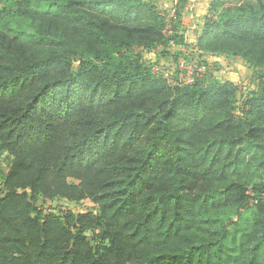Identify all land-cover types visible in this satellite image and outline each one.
Segmentation results:
<instances>
[{"label":"trees","instance_id":"obj_1","mask_svg":"<svg viewBox=\"0 0 264 264\" xmlns=\"http://www.w3.org/2000/svg\"><path fill=\"white\" fill-rule=\"evenodd\" d=\"M185 6L0 0V264H264V88L239 97L202 61L262 79L264 0H212L192 46Z\"/></svg>","mask_w":264,"mask_h":264},{"label":"rangeland","instance_id":"obj_2","mask_svg":"<svg viewBox=\"0 0 264 264\" xmlns=\"http://www.w3.org/2000/svg\"><path fill=\"white\" fill-rule=\"evenodd\" d=\"M158 9L168 13L169 17H172L174 13V7L171 8V6H159ZM194 12V5L190 2V0H186V6L184 8L181 21L183 39L189 46L194 45V39L197 36L196 34L198 33L197 31L200 30L197 29L201 22V17L197 20H195V18H192ZM4 23L6 22L4 21L2 23V21H0V28ZM10 27L15 31H26V24L21 20L10 23ZM175 50V46L171 45L170 52L174 53ZM144 59L147 64L151 66L153 73H161L163 74L164 78L172 79V72L176 67L175 64L172 63V60L167 59L166 57H161L158 53L146 52L144 53ZM202 61L205 63L206 67L209 69V73L213 76L214 79H216V81H227L236 86L239 97L241 95L255 92L260 88H264V75L262 76V79L259 78V73H255L245 62L241 60L226 56L203 54ZM197 66V63L189 64L188 66H184L181 64L179 66V69L181 70L179 78L185 83H192L193 70L197 68ZM204 69V66L197 68V70L201 73L205 72ZM7 170L8 161L7 159H5L1 166V174H6ZM1 183L2 181L0 178V191L2 189ZM46 207H49L52 210L63 208L65 210H71L75 214L86 212L94 213L96 211V206L88 200L82 201L77 205L64 200H57L54 202H47Z\"/></svg>","mask_w":264,"mask_h":264},{"label":"crops","instance_id":"obj_3","mask_svg":"<svg viewBox=\"0 0 264 264\" xmlns=\"http://www.w3.org/2000/svg\"><path fill=\"white\" fill-rule=\"evenodd\" d=\"M150 1H153V3L157 6V8H159V6H171L172 8L177 4L178 0H150ZM190 2L194 5V11H195L194 14L192 15V18H195V20H197L198 18L201 17V22L197 29V30L199 29L201 30L204 18L208 13L209 4L212 2V0H190ZM200 30L197 31L198 32L196 34L197 36L200 35L201 33ZM197 36L195 37L194 40H196Z\"/></svg>","mask_w":264,"mask_h":264}]
</instances>
